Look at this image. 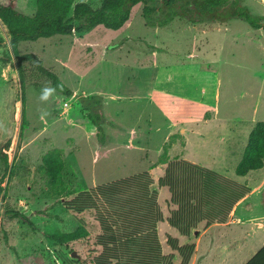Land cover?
Instances as JSON below:
<instances>
[{"label": "rangeland", "instance_id": "1", "mask_svg": "<svg viewBox=\"0 0 264 264\" xmlns=\"http://www.w3.org/2000/svg\"><path fill=\"white\" fill-rule=\"evenodd\" d=\"M15 2L26 15H35L37 0ZM76 2L99 8L102 0ZM163 2L150 0L148 5L159 14ZM233 2L238 3L236 12L241 8L264 24V0H229L227 12ZM144 6H133L130 20L118 31L98 26L20 42L19 55L39 57L74 92L67 97L56 91L47 102L39 96L52 82L34 63L19 62L0 20V148L8 156L6 163L0 159V187L5 190L0 195V264H91L100 251L95 214H75L64 204L82 191L144 172L152 174V189L159 193L163 252L180 263L168 239L192 245L199 235L182 237L168 223L170 194L158 180L165 162L175 159L249 186L252 194L240 211L246 217L264 216V175L254 171L244 178L235 172L252 128L264 121V29L237 17L203 25L176 19L155 29L146 26ZM169 74L175 79L170 83ZM202 88L207 92L201 93ZM96 95L103 99L104 145L81 104L82 97ZM42 113H47L43 119ZM53 150H60L66 163L62 184H52L44 172L43 157ZM257 181L261 184L255 187ZM13 211L27 216L34 227L12 217ZM79 220L85 222L87 238L66 244L51 238L74 232ZM227 231L214 228L204 242L229 247ZM250 255L214 248L205 264H243Z\"/></svg>", "mask_w": 264, "mask_h": 264}, {"label": "trees", "instance_id": "2", "mask_svg": "<svg viewBox=\"0 0 264 264\" xmlns=\"http://www.w3.org/2000/svg\"><path fill=\"white\" fill-rule=\"evenodd\" d=\"M149 2L150 0H102L99 8H93L88 3L76 0H37L35 15L28 16L17 7L15 0H8L4 4L0 3V20L8 30L12 50L19 62L34 63L37 71L52 82L53 88L67 97H73L74 92L63 85L39 57L34 54L19 55L20 42L72 35L74 31L83 33L98 26L118 31L130 20L132 7L140 3L145 5L142 16L146 26L150 28H165L176 19L203 25L224 24L237 17L255 29H264L260 18H253L248 12H242L241 8L236 12L237 2H233L231 12H227L229 0H164L158 10L159 14L156 13V8L148 5ZM102 103L103 99L99 95L81 98V104L96 128L99 142L104 145L106 135L102 127ZM0 159L5 163L8 161V156L1 148ZM65 164L60 150L44 155V172L52 184L63 183ZM165 164V174L158 180V186L169 191L168 204L173 209L168 223L182 237L190 238L202 223L207 226L227 223L237 204L251 193V188L247 185L188 160L175 159ZM263 168L264 121H261L252 128L235 172L237 176L245 177L250 172ZM154 184L152 174L144 172L82 191L64 204L68 211L75 214L89 211L95 214L100 227L95 246L100 251L92 258L91 264L192 263L194 244L180 245L178 239H168L173 251L181 256L180 263L175 262L174 254L165 255L163 252L158 225L164 222V217L158 202L159 193L152 189ZM3 192L5 190L0 187V195ZM10 214L14 218H22L30 227H34L24 214L14 211ZM79 224L74 232L54 234L51 238L61 244L87 238L89 232L85 228V222L79 220ZM246 264H264V247Z\"/></svg>", "mask_w": 264, "mask_h": 264}, {"label": "crops", "instance_id": "3", "mask_svg": "<svg viewBox=\"0 0 264 264\" xmlns=\"http://www.w3.org/2000/svg\"><path fill=\"white\" fill-rule=\"evenodd\" d=\"M169 75H172V74H169ZM171 81L172 80H168V76H167V82L170 83ZM201 93H202V89H201ZM256 172L260 173V175L263 176L264 168ZM249 174L245 176L244 178L248 177ZM254 183H255V187L261 184L260 181H257ZM251 194L252 193H250V195H248L245 199H243L240 203L237 204V206L232 212L230 219L227 223L213 224L210 226H207L205 223H202L206 225V227L202 230V232L199 231V226H201L202 224H200L198 228L193 231V233L196 231V234L199 235V238L194 244L195 245V255H194V258L191 264H199L200 262H201L200 264H205L206 261H208L209 255L214 248H216V250L219 249V250H225V251H228L234 248V250L237 249L243 255L251 253V255L249 256V259L245 263H243V264H246L262 247H264V216H260V215L251 216L250 215L246 217L244 213L240 211V207L247 201V199L250 198ZM260 221L261 223H259ZM219 227L228 230L227 232L223 234L227 237L229 242L232 244L229 247H224L223 246L224 243H220L222 244L220 245L216 241H213V240L208 243L204 242V239L208 236V233L212 229L219 228ZM249 228L250 230H248ZM220 234L221 233H219V235ZM204 245L206 247L204 253L205 252L207 253L200 254Z\"/></svg>", "mask_w": 264, "mask_h": 264}, {"label": "clouds", "instance_id": "4", "mask_svg": "<svg viewBox=\"0 0 264 264\" xmlns=\"http://www.w3.org/2000/svg\"><path fill=\"white\" fill-rule=\"evenodd\" d=\"M55 93H56V88L46 86L41 90L39 99L43 102H47L51 97L54 96ZM46 115L47 113H42L41 118L43 119L44 116Z\"/></svg>", "mask_w": 264, "mask_h": 264}, {"label": "built area", "instance_id": "5", "mask_svg": "<svg viewBox=\"0 0 264 264\" xmlns=\"http://www.w3.org/2000/svg\"><path fill=\"white\" fill-rule=\"evenodd\" d=\"M173 79H174L173 75H168V80H173ZM206 92H207V89L206 88H202V93H206Z\"/></svg>", "mask_w": 264, "mask_h": 264}]
</instances>
